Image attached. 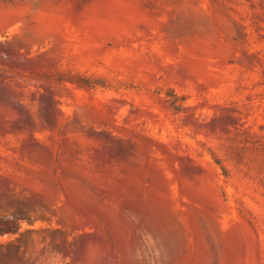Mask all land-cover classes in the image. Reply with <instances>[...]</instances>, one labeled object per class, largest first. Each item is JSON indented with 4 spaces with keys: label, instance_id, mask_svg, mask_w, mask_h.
Returning <instances> with one entry per match:
<instances>
[{
    "label": "rangeland",
    "instance_id": "obj_1",
    "mask_svg": "<svg viewBox=\"0 0 264 264\" xmlns=\"http://www.w3.org/2000/svg\"><path fill=\"white\" fill-rule=\"evenodd\" d=\"M0 264H264V0H0Z\"/></svg>",
    "mask_w": 264,
    "mask_h": 264
},
{
    "label": "trees",
    "instance_id": "obj_2",
    "mask_svg": "<svg viewBox=\"0 0 264 264\" xmlns=\"http://www.w3.org/2000/svg\"><path fill=\"white\" fill-rule=\"evenodd\" d=\"M172 107H173L174 109H178V108H179L178 105H175L174 103L172 104Z\"/></svg>",
    "mask_w": 264,
    "mask_h": 264
}]
</instances>
